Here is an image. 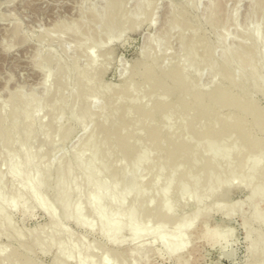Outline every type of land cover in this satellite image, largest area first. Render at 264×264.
I'll return each mask as SVG.
<instances>
[{
    "label": "bare ground",
    "instance_id": "1",
    "mask_svg": "<svg viewBox=\"0 0 264 264\" xmlns=\"http://www.w3.org/2000/svg\"><path fill=\"white\" fill-rule=\"evenodd\" d=\"M103 1L100 13L55 30L57 41L69 34L85 47L72 65L52 56L37 62L40 96L16 89L7 96L11 109L0 106V237L8 241L0 264H37V252L52 253L50 264H140L155 243L187 264L211 213L239 214L245 264H264V0H249L239 24L224 0L209 1L200 18L217 34L219 53L189 15L195 0H180L113 86L104 81L107 47L152 25L155 0H138L131 11L129 0ZM77 130L83 136L68 152ZM234 188L246 192L248 208L227 202ZM34 208L46 225L13 226L15 210ZM66 223L101 241L72 236Z\"/></svg>",
    "mask_w": 264,
    "mask_h": 264
},
{
    "label": "rangeland",
    "instance_id": "2",
    "mask_svg": "<svg viewBox=\"0 0 264 264\" xmlns=\"http://www.w3.org/2000/svg\"><path fill=\"white\" fill-rule=\"evenodd\" d=\"M195 1L196 4L191 2V4H193L192 9L189 7L191 6L190 4L188 6L190 9H188V12L192 13L189 15L190 17L194 16L193 18L203 17L205 12H203V10L207 8L206 6L210 0ZM179 2L180 0H155V11L152 25H148L146 22L145 25L141 23L137 29L134 28L136 30L135 32L133 28V31L131 30L132 32L130 31V33L128 32L129 30H127V34L124 33V36L119 38V41L114 42L107 47L113 50L111 56H116L110 58L108 64L110 68L107 67L104 73V81L107 86L108 84L113 86L120 82V78L118 77L119 69L125 65H129V63L138 58L139 51L147 45L148 38L151 35L153 36L159 33L164 27L169 15L170 7L179 4ZM137 3L138 0H129L127 8H131V11L135 8ZM223 3H225L224 8L227 9L226 12H231L233 14V17L236 20L235 22L238 24L243 22V19L247 14L249 0H224ZM103 5V0H0V106L3 107V112H7L11 109L12 104L7 101V96L10 92L16 89H20L25 95L34 93L36 96H40L42 93L40 87L42 76L35 67L37 62L42 60L45 61L46 58L52 56L51 58L54 62L55 59L58 60V58H60V61L61 63L63 62L62 64H64V66L72 65L73 62H70L71 58L73 56L75 57L76 54L85 47H75L76 38L69 34L62 35L61 41H57V32L55 30L61 27V25H69L71 21L74 22L80 19L81 16H85L90 10L100 13ZM199 14L202 15L200 16ZM200 21H203L202 18H200ZM203 22L202 28H205L204 31L208 33V36L210 35L209 38L212 45L214 47L217 46V44L215 45V41H217L215 37L217 34L213 36L215 33L209 31V27L206 24H203ZM138 29H140L139 32L137 31ZM229 29L231 30L229 32L231 35L229 36L232 38L233 27L231 26ZM48 34L53 40H48ZM43 35H48V37H46L47 39L44 38V40H40V37ZM229 38L226 42L227 45L230 42L229 40H232ZM175 43L177 44L175 40H170V53L177 50L178 45H175ZM218 46L215 47V50L218 48L217 52L219 53L220 47ZM4 47L7 48L4 50ZM82 52L84 51L82 50ZM35 53L39 54L40 57L38 59L34 57ZM100 55V52H98L96 56L97 58L99 57L102 59V56ZM83 58L84 59L80 58V60H78V67L80 68L87 65L86 58ZM69 62L71 65H69ZM53 66H55L54 63L51 64L50 69L53 70ZM205 74L203 77L209 79V76ZM203 77L201 80L202 82H204ZM205 81L207 82V79ZM260 104L264 106V99H260ZM77 131L72 137L73 141L71 140L66 146V151L68 152L72 149L73 143L77 139L76 137L80 139V136H83V133L81 134L80 130ZM77 142L78 140L75 143ZM75 143L74 145H76ZM68 148L71 149L69 150ZM232 190L228 196L227 202L234 203L243 201L248 208L250 203L246 199V192L240 189ZM261 203L259 204V207L260 209H264V202ZM245 205L242 207V210L247 212L248 209L245 208ZM47 222L48 219L43 212L37 208L28 210L24 213V216L20 210H15L12 214V224L15 223L16 226L15 224L13 226L18 229H21L22 227L23 230H28L34 227H42L46 225ZM66 226L67 229L69 227L68 231L72 236L84 238L87 243L101 241L100 236L96 232L87 233L73 223H66ZM216 230L217 232H215ZM203 233L204 235L198 240L195 249L184 255V257L188 259L187 264L246 263L247 243L244 238L245 230L242 228V220L239 214L222 216L219 213H217V215L211 213L208 217ZM212 235L217 236L215 241L209 240L208 237ZM149 238L150 237H147V241H150ZM7 244L8 241L5 238L0 237V246ZM11 245L14 246L15 243H11ZM130 247L131 246L128 244L124 246L125 249ZM153 249L154 250L149 257L140 264H175L172 259H169L168 256L161 251L158 243L153 245ZM52 255V253L41 254L37 252L33 254L32 257H35L34 260L37 261V264H50ZM72 260H70L69 264H77L74 259Z\"/></svg>",
    "mask_w": 264,
    "mask_h": 264
}]
</instances>
